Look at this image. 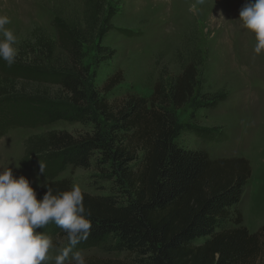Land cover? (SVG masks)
<instances>
[{
    "label": "rangeland",
    "instance_id": "1",
    "mask_svg": "<svg viewBox=\"0 0 264 264\" xmlns=\"http://www.w3.org/2000/svg\"><path fill=\"white\" fill-rule=\"evenodd\" d=\"M245 2L0 0V15L9 17L6 27L16 36L14 65L42 71L69 68L56 28L61 25L71 35L81 36L82 65L89 70L95 89L121 72L123 81L105 96L116 106L128 95L147 100L157 83L167 90L192 66L196 77L193 96L174 111L180 127L175 143L187 150L201 149L212 159L248 162L250 178L237 209L242 226L252 234L264 226V52L254 55V35L238 21ZM193 3L197 13L189 11ZM109 14L107 28L103 21ZM8 97L53 100L65 94L58 86L9 79L0 73V100ZM92 130L91 123L65 122L8 129L0 134V168H10L14 177L24 176L36 191L46 180L21 166L28 141L51 131L76 137ZM141 154H136L131 168L139 165ZM100 159L96 152L89 168H68L58 179H68L71 186L77 184L91 196L121 198L113 168ZM52 239L55 247L50 254L55 256L65 239ZM81 252L87 264H131L134 258L104 248ZM254 264H264V251Z\"/></svg>",
    "mask_w": 264,
    "mask_h": 264
},
{
    "label": "trees",
    "instance_id": "2",
    "mask_svg": "<svg viewBox=\"0 0 264 264\" xmlns=\"http://www.w3.org/2000/svg\"><path fill=\"white\" fill-rule=\"evenodd\" d=\"M93 1L101 0H88ZM111 18L109 14L103 21L107 28ZM56 30L69 68L42 71L0 60V73L9 79L58 86L65 98L0 100V134L58 122L93 125L85 135L51 131L31 139L21 165L46 180L36 190L37 200L48 186L54 194L70 190V181L58 177L68 168H89L96 152L101 164L113 168L123 196L83 193L84 206L91 212V234L73 251L126 252L134 255L131 264L256 263L264 251V226L250 234L237 209L250 178L248 162L212 159L201 149L187 150L175 143L180 127L174 111L193 96L192 66L167 90L157 83L147 100L128 95L116 106L105 96L121 84V72L95 89L82 65L83 39L61 25ZM139 152L140 163L133 169L129 165ZM38 231L64 238L59 250L68 244L66 233L54 223Z\"/></svg>",
    "mask_w": 264,
    "mask_h": 264
},
{
    "label": "clouds",
    "instance_id": "3",
    "mask_svg": "<svg viewBox=\"0 0 264 264\" xmlns=\"http://www.w3.org/2000/svg\"><path fill=\"white\" fill-rule=\"evenodd\" d=\"M204 0H197L203 3ZM189 11L197 13V4ZM240 26L254 35V55L264 52V0H246L239 10ZM7 15H0V60L11 66L16 61V36L6 25ZM42 173L43 165L40 164ZM40 200L24 176L14 177L10 168H0V264H87L80 250L73 251L91 234V212L84 206L79 185L54 194L46 187ZM54 223L67 235L68 244L55 256L53 239L38 231Z\"/></svg>",
    "mask_w": 264,
    "mask_h": 264
},
{
    "label": "bare ground",
    "instance_id": "4",
    "mask_svg": "<svg viewBox=\"0 0 264 264\" xmlns=\"http://www.w3.org/2000/svg\"><path fill=\"white\" fill-rule=\"evenodd\" d=\"M257 221V220H256Z\"/></svg>",
    "mask_w": 264,
    "mask_h": 264
}]
</instances>
